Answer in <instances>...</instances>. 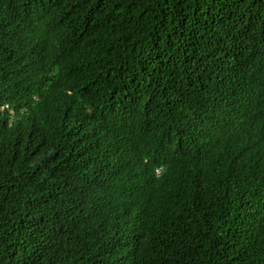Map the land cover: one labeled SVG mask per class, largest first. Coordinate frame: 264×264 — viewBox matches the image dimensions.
Instances as JSON below:
<instances>
[{"label":"trees","instance_id":"1","mask_svg":"<svg viewBox=\"0 0 264 264\" xmlns=\"http://www.w3.org/2000/svg\"><path fill=\"white\" fill-rule=\"evenodd\" d=\"M0 93V264H264V0H0Z\"/></svg>","mask_w":264,"mask_h":264},{"label":"clouds","instance_id":"2","mask_svg":"<svg viewBox=\"0 0 264 264\" xmlns=\"http://www.w3.org/2000/svg\"><path fill=\"white\" fill-rule=\"evenodd\" d=\"M2 93H0V95ZM3 96H4V94L0 96V117L6 118V121L2 122L4 124V126L6 127V126H11L17 120L18 116H20V117L23 116L24 113L26 112V109L25 108L19 109L18 113H17V110L14 109L11 105V101L6 99V98H3ZM24 104H26V103H24ZM156 173H157V175H159L161 172L159 170H156Z\"/></svg>","mask_w":264,"mask_h":264}]
</instances>
